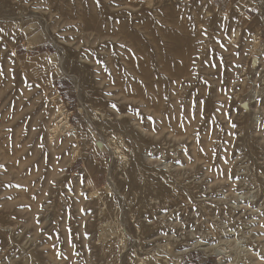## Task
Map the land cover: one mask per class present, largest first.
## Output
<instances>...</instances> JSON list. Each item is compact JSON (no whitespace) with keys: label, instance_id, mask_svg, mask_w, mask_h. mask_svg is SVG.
<instances>
[{"label":"rangeland","instance_id":"obj_1","mask_svg":"<svg viewBox=\"0 0 264 264\" xmlns=\"http://www.w3.org/2000/svg\"><path fill=\"white\" fill-rule=\"evenodd\" d=\"M0 29V264H264V0H0Z\"/></svg>","mask_w":264,"mask_h":264},{"label":"bare ground","instance_id":"obj_2","mask_svg":"<svg viewBox=\"0 0 264 264\" xmlns=\"http://www.w3.org/2000/svg\"><path fill=\"white\" fill-rule=\"evenodd\" d=\"M259 40H261V38L259 37L258 39H257V42H256V44H258V47L255 49L256 50V53L258 54L259 53V51H261V46H262V44H260L259 43ZM260 44V45H259ZM258 61V60H257ZM256 64V59H254V62H253V65H255ZM57 108H58V119H56L57 120V123H56V127H57V129L62 133V134H64V132H66V131H68V136H76L77 135V130L72 126V124H71V122L68 120V116H66L65 114H66V109L61 105V102L59 101V98H57ZM244 105V104H243ZM248 103L247 104H245V109H248ZM68 114V113H67ZM65 136H67V133H66V135ZM123 145V144H122ZM117 147H118V145H117ZM116 149H118V148H116ZM115 149V150H116ZM120 149V148H119ZM119 151V150H118ZM75 156H74V158H76L77 156H78V149H76L75 150ZM118 153V152H117ZM120 153H121V151H120ZM110 180V179H109ZM111 182V181H110ZM110 182H109V184H110ZM111 185V184H110ZM109 185V186H110ZM106 187V186H105ZM104 189H106V192L109 190V187H106V188H104ZM110 190H111V188H110ZM91 194H94V193H91ZM98 194V193H97ZM95 195V194H94ZM97 196V195H96ZM98 197V196H97ZM165 249V248H164ZM166 250V249H165ZM184 253V252H183ZM187 253V252H186ZM164 255V254H163ZM180 260V259H179ZM178 262L179 261H177L176 260V263H173L172 261H170V260H166V259H160V262H159V264H178Z\"/></svg>","mask_w":264,"mask_h":264},{"label":"snow or ice","instance_id":"obj_3","mask_svg":"<svg viewBox=\"0 0 264 264\" xmlns=\"http://www.w3.org/2000/svg\"><path fill=\"white\" fill-rule=\"evenodd\" d=\"M0 31H3L2 29H0Z\"/></svg>","mask_w":264,"mask_h":264}]
</instances>
